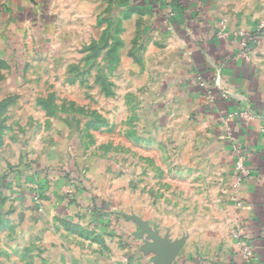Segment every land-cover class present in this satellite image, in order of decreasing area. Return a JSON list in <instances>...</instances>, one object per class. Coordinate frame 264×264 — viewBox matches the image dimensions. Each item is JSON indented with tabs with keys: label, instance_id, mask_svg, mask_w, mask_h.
Instances as JSON below:
<instances>
[{
	"label": "crops",
	"instance_id": "0c3cea01",
	"mask_svg": "<svg viewBox=\"0 0 264 264\" xmlns=\"http://www.w3.org/2000/svg\"><path fill=\"white\" fill-rule=\"evenodd\" d=\"M102 1L0 0V43L10 47L11 34L20 32L29 35L19 39L27 48L42 46L38 33L56 29L68 10L71 15L77 7L92 13ZM133 1L131 8L136 9L130 18L141 12L140 0ZM142 1L154 19L149 23L156 33L153 39H161L165 46L155 58L162 76L153 87L155 107H147L148 112L162 123L165 144L170 146L173 138L179 143L181 169L196 179L205 176L218 196L217 214L206 226L187 231L169 264H264V36L245 60L236 55L239 38L220 37L217 32L223 19L230 32L251 31L257 22L217 20L215 10L202 7L203 0H178L184 7L178 13L172 11V17L166 14L170 6L165 0ZM210 88L217 94L212 102L207 93ZM220 88L229 93L228 98L218 95ZM244 104L258 112L256 119L224 122V117ZM235 143L242 145L251 171L238 189L232 185ZM65 173L47 174L42 198L30 192L37 184L24 180L8 190L17 196V211L27 229L55 244L57 264H166L162 254L148 249L155 244V218L150 215L151 204L141 198L145 194L131 186L134 175L129 171L112 175L103 189L90 184L89 172L85 176L77 171L86 180L75 181L74 193L68 195L71 185H65L69 181ZM86 181L89 188L84 186ZM0 188L7 191L4 185ZM235 199L245 201L246 207H238ZM97 211L105 218L97 217ZM236 221L245 227L251 246L248 258L229 235Z\"/></svg>",
	"mask_w": 264,
	"mask_h": 264
},
{
	"label": "rangeland",
	"instance_id": "374dc122",
	"mask_svg": "<svg viewBox=\"0 0 264 264\" xmlns=\"http://www.w3.org/2000/svg\"><path fill=\"white\" fill-rule=\"evenodd\" d=\"M139 2L133 18V0H104L92 13L68 10L56 29L38 33V47L19 41L28 33H8L10 47L0 43V175L68 172L70 195L74 183H84L77 171L103 189L109 177L129 171L131 186L153 208L154 231L175 243L217 214L218 196L205 176L181 169L179 143L167 146L162 123L148 112L162 76L155 58L165 46L153 39L154 19ZM202 2L217 20L264 22V0ZM1 189L0 264H57L55 244L27 229L14 190Z\"/></svg>",
	"mask_w": 264,
	"mask_h": 264
},
{
	"label": "built area",
	"instance_id": "2783aa9c",
	"mask_svg": "<svg viewBox=\"0 0 264 264\" xmlns=\"http://www.w3.org/2000/svg\"><path fill=\"white\" fill-rule=\"evenodd\" d=\"M220 37H228L229 35H235L239 38V50L237 52V57L248 60L251 56V51L253 46L257 45L258 40L261 36H264V22L257 23L256 27L247 31L245 29H239L234 31H228L226 27V21L223 19L221 21V29L217 32ZM219 96L222 98H228L229 93L222 88H220ZM208 93V98L212 102L216 99L217 94L213 92V89L210 88ZM258 117V112L251 105H242L233 113L228 114L223 118L224 122L236 118L242 123H249L251 120H254ZM261 130L264 131V118L261 125ZM228 136L230 139H234L232 133L228 131ZM235 161H234V180L232 185L234 188L238 189L250 176L251 171L245 163V153L243 147L240 143H235ZM236 204L240 208H245V201L242 199H235ZM230 237L234 241L235 248L242 253L244 257H249L251 253V246L247 240V235L245 227L242 221H236L230 229Z\"/></svg>",
	"mask_w": 264,
	"mask_h": 264
},
{
	"label": "trees",
	"instance_id": "16d2710c",
	"mask_svg": "<svg viewBox=\"0 0 264 264\" xmlns=\"http://www.w3.org/2000/svg\"><path fill=\"white\" fill-rule=\"evenodd\" d=\"M165 1H164V3L170 6V10H168L166 13L168 15V17H172V15H171L172 11L178 13L179 10H181L184 7L181 4H179L178 0H168L166 2ZM13 173L15 174L13 176L10 175L9 172H7V174L0 175V187H2L4 185L5 188L9 189L10 186L12 184L16 183L17 181H23L24 180V182L37 184V189L34 188L35 191L33 190V187L30 189L31 190L30 192L33 193L32 195L40 197V198L45 196V195H43L42 190L46 186H48V181L46 180L47 179V173L46 172L37 173V175L27 173V172H22L23 173L22 174L20 171H17L15 169V171H13ZM67 175H68V173H67ZM28 188H30V187H28Z\"/></svg>",
	"mask_w": 264,
	"mask_h": 264
},
{
	"label": "water",
	"instance_id": "95a60500",
	"mask_svg": "<svg viewBox=\"0 0 264 264\" xmlns=\"http://www.w3.org/2000/svg\"><path fill=\"white\" fill-rule=\"evenodd\" d=\"M152 237L155 240V244L148 246V249L155 250L156 252L162 254L161 258L165 261L166 264H169L172 261L173 257L176 255L181 241L172 243V245L164 239H161L155 231Z\"/></svg>",
	"mask_w": 264,
	"mask_h": 264
}]
</instances>
